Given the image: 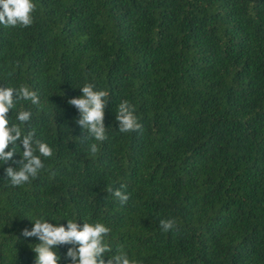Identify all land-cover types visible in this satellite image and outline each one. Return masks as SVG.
<instances>
[{"label": "trees", "instance_id": "1", "mask_svg": "<svg viewBox=\"0 0 264 264\" xmlns=\"http://www.w3.org/2000/svg\"><path fill=\"white\" fill-rule=\"evenodd\" d=\"M33 3L30 26L0 24V85L38 93L7 116L30 111L22 134L53 154L21 186L5 173L19 163L0 162V264H36L40 241L22 232L37 218L103 223L106 264L121 251L138 264H264V0ZM85 83L109 93L106 141L68 103ZM123 100L139 132L119 131ZM14 147L19 162L22 138ZM121 185L123 205L107 193ZM70 247L54 249L59 264Z\"/></svg>", "mask_w": 264, "mask_h": 264}, {"label": "clouds", "instance_id": "2", "mask_svg": "<svg viewBox=\"0 0 264 264\" xmlns=\"http://www.w3.org/2000/svg\"><path fill=\"white\" fill-rule=\"evenodd\" d=\"M35 10L33 0H0V24L6 27L30 26L33 22L32 13ZM18 66V65H17ZM83 95L79 98H72L68 103L76 107L80 113L76 123L80 125L87 136L96 141H106L108 139L107 129L104 123L105 109L109 102V93L105 90H95V86L85 83L82 87ZM15 97H18L16 99ZM17 100L30 101L33 105L40 104V97L36 91L30 90L26 86L19 88L4 87L0 85V162L8 164L9 161L19 163V167L9 166L5 168L7 180L12 186H21L35 178L39 171L44 168L41 157L48 158L53 154L52 148L45 142L36 138L35 131L22 134L20 125L30 121L32 113L21 110L17 113V120L20 124H10L7 116L9 110L14 109ZM116 120L119 122L120 132H139L142 124L135 114L134 106L127 100L121 101L116 108ZM22 138L23 151L22 159L19 162L13 160L17 150L14 147L6 151L10 145H17V141ZM91 154L95 155L99 148L96 143L89 147ZM38 153V154H37ZM109 187L107 193L113 195L121 204H127L129 195L121 189ZM34 227L24 229V237H37L40 243L32 247L37 254L36 264H59L60 256L55 248L60 245H72L68 249L67 257L71 264H106L104 255L111 251L105 243V237L110 229L103 223H89L84 221L83 226L74 220L68 219L67 226L63 224L53 225L48 219L37 218L32 220ZM160 227L165 232L176 227L174 219L160 220ZM107 264H138L134 259H130L125 252H118L110 256Z\"/></svg>", "mask_w": 264, "mask_h": 264}]
</instances>
